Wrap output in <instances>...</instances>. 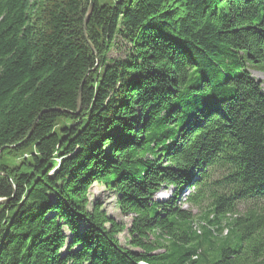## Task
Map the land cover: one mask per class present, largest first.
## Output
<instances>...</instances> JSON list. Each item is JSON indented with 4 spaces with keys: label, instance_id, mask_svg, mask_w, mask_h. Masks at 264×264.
<instances>
[{
    "label": "trees",
    "instance_id": "1",
    "mask_svg": "<svg viewBox=\"0 0 264 264\" xmlns=\"http://www.w3.org/2000/svg\"><path fill=\"white\" fill-rule=\"evenodd\" d=\"M252 72L264 0H0V264H264Z\"/></svg>",
    "mask_w": 264,
    "mask_h": 264
},
{
    "label": "rangeland",
    "instance_id": "2",
    "mask_svg": "<svg viewBox=\"0 0 264 264\" xmlns=\"http://www.w3.org/2000/svg\"><path fill=\"white\" fill-rule=\"evenodd\" d=\"M253 77L261 82H264V74L262 72H252ZM263 90H264V83H263ZM69 124V123H66ZM30 152H28V155ZM27 155V154H26ZM27 157V156H25ZM22 156L20 155L18 157L10 158L7 159V163L10 165H18L20 163ZM169 195V192H166L165 190L161 191L160 195L156 196L157 200L164 201ZM89 199L90 201L97 202L102 205L103 210H105L109 215L114 216L117 221H124L127 225L130 224L131 220L130 219H125L120 215V212L118 208L116 207V200L110 192H107L104 190L103 187L94 185L90 191H89ZM182 207L184 209H190L186 204H182ZM195 214H198L197 210H193ZM120 242L123 246H126V239H127V234L124 233L123 235L119 236Z\"/></svg>",
    "mask_w": 264,
    "mask_h": 264
},
{
    "label": "water",
    "instance_id": "3",
    "mask_svg": "<svg viewBox=\"0 0 264 264\" xmlns=\"http://www.w3.org/2000/svg\"><path fill=\"white\" fill-rule=\"evenodd\" d=\"M93 6H94V4L91 3L90 8H89V11H88V14H87L86 19H85V23H84V29H85V30H86V26H87V23H88V21H89L90 15H91V13H92ZM90 46H91L92 50H94L93 46H92V45H90ZM81 91H82V89H81ZM81 91H80L79 103H78L79 109H80V107H81ZM4 202H5V200H0V204H2V203H4Z\"/></svg>",
    "mask_w": 264,
    "mask_h": 264
}]
</instances>
